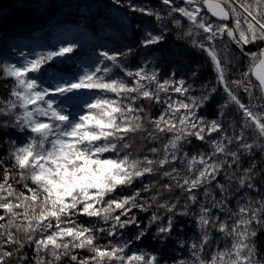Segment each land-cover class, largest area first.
<instances>
[{
	"label": "snow or ice",
	"instance_id": "snow-or-ice-1",
	"mask_svg": "<svg viewBox=\"0 0 264 264\" xmlns=\"http://www.w3.org/2000/svg\"><path fill=\"white\" fill-rule=\"evenodd\" d=\"M0 85V264H264V0H0Z\"/></svg>",
	"mask_w": 264,
	"mask_h": 264
},
{
	"label": "rangeland",
	"instance_id": "rangeland-1",
	"mask_svg": "<svg viewBox=\"0 0 264 264\" xmlns=\"http://www.w3.org/2000/svg\"><path fill=\"white\" fill-rule=\"evenodd\" d=\"M5 3H8L10 2V0H4ZM65 3H68V4H71V3H76V2H80V3H84V2H89V3H92V2H96V0H64ZM48 34H45V37H47ZM192 59L193 60H200V55L199 53H196L192 56ZM3 92V86L0 85V93Z\"/></svg>",
	"mask_w": 264,
	"mask_h": 264
},
{
	"label": "trees",
	"instance_id": "trees-1",
	"mask_svg": "<svg viewBox=\"0 0 264 264\" xmlns=\"http://www.w3.org/2000/svg\"><path fill=\"white\" fill-rule=\"evenodd\" d=\"M44 38H47V37H44Z\"/></svg>",
	"mask_w": 264,
	"mask_h": 264
}]
</instances>
